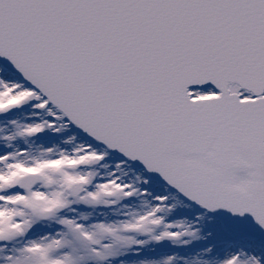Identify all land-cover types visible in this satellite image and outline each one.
<instances>
[{"label":"snow or ice","instance_id":"snow-or-ice-1","mask_svg":"<svg viewBox=\"0 0 264 264\" xmlns=\"http://www.w3.org/2000/svg\"><path fill=\"white\" fill-rule=\"evenodd\" d=\"M0 264H264V0H0Z\"/></svg>","mask_w":264,"mask_h":264}]
</instances>
